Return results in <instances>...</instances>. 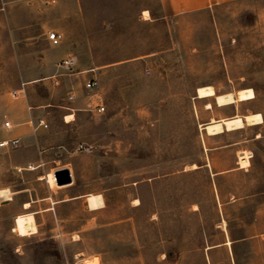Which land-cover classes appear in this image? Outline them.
<instances>
[{"label": "rangeland", "instance_id": "1", "mask_svg": "<svg viewBox=\"0 0 264 264\" xmlns=\"http://www.w3.org/2000/svg\"><path fill=\"white\" fill-rule=\"evenodd\" d=\"M207 86L254 98L219 107L197 98ZM20 100L52 107L37 110L47 128L0 148V264H264V0L170 16L160 0H0V137ZM62 106L84 110L64 125ZM236 113L263 122L198 127ZM41 157L42 174L28 165ZM62 166L71 183L37 180Z\"/></svg>", "mask_w": 264, "mask_h": 264}, {"label": "crops", "instance_id": "2", "mask_svg": "<svg viewBox=\"0 0 264 264\" xmlns=\"http://www.w3.org/2000/svg\"><path fill=\"white\" fill-rule=\"evenodd\" d=\"M236 1L237 0H160V7H161V10L164 13V15L170 16V15H175V14L190 13V12H194L196 10H200L203 8H209L210 4L217 5V4L231 3V2H236ZM144 12H148L149 18H143L141 16L142 14H144ZM139 13H140V15H138L137 20L144 21V22H147V21L151 22L152 21L151 20V13L147 9H142L139 11ZM71 63H72V65L70 67H67L68 71L74 70L75 63H73L72 61H71ZM89 71H92V69L86 70V71H76V72H68V73H72L71 75L76 76V78H78V76L80 74H83L84 72H89ZM56 77H57V75H54L51 78L55 79ZM86 81H88V80H85L82 83L81 82L79 83L82 89H85L84 84L86 83ZM15 92L17 93V96H18V92L17 91H15ZM67 98L71 101L75 100L77 98L76 92H75L73 87H71L70 90L67 92ZM92 98H93L92 95L89 96L86 110H88L89 112L94 114L92 109L95 107L96 103L94 102V100ZM47 107H52V105L46 104V105H38V106H26V110H25L23 101L22 100L18 101L15 104L13 114L11 115L12 120L10 122V126H11L10 128L16 127L18 129H15L10 134H6L3 137H0V142L1 141H11V140L17 139V140H19V145H20L23 138L25 137L26 132H27V127H23V126H29L33 132L37 131L39 128H47L48 124H47V121H46L44 114L42 112L41 113L37 112V110L46 109ZM60 108L62 110L68 111V113L62 114V116H61V120H62L64 125H69L72 122H74L75 118H77V116H78L77 113L84 110L81 108H76V107L74 108V107H70V106H62ZM68 116L71 117L69 120L66 119V117H68ZM40 122H42L46 127H44V125H39ZM199 125L200 124H198V127H199ZM19 127H23V128H19ZM29 127H28V130H29ZM211 137H213V136H211ZM28 165L34 167V171L39 169L40 174H42V173H44L45 168L48 165V162L44 161L43 158L41 157V158H38L37 162L30 163ZM64 167L65 166L58 167V168H56V167L52 168L50 172H52L54 175V173L56 171L65 169ZM50 172H48L45 175H40L37 177V180L45 181V183L48 185L49 189H50V186L47 182V179H43V178L47 177L50 174ZM26 190H24V191H26ZM13 194H15V193H12V195ZM50 199H51V196L45 198V200H50ZM28 202L32 204L34 201L31 200V201L23 202L22 206L24 205V203H28ZM55 203L56 202H53L52 204H55ZM23 210H25V209H23Z\"/></svg>", "mask_w": 264, "mask_h": 264}, {"label": "bare ground", "instance_id": "3", "mask_svg": "<svg viewBox=\"0 0 264 264\" xmlns=\"http://www.w3.org/2000/svg\"><path fill=\"white\" fill-rule=\"evenodd\" d=\"M146 16L149 18L148 12H144ZM215 90L211 86L207 87H199L196 89V94L197 98L203 99V98H208V97H215V102L216 105L221 107V106H227V105H237L241 101H247L251 100L254 98V93L252 90H240L236 92L235 94L233 93H228L224 95H216L214 93ZM205 108L207 110L211 109L210 104H206ZM71 117H66L67 120H69ZM263 122L262 116L260 114H250L247 116H240L238 113L233 115L231 118L228 119H220V120H211L207 124H200L199 129L202 131H206L209 135L210 134H220L222 133L225 129H230L233 127H244L245 125L253 126V125H259ZM248 156H242L240 157V163L241 167H246L248 163ZM196 166L193 165L191 168H195ZM48 183L51 184L52 187H54L57 183L55 181L53 173L47 176ZM136 204H138V201H135ZM28 204L25 205L27 207ZM221 227L223 231L226 232V223L223 220ZM226 246L230 247L231 242L227 240L225 243ZM93 264V263H89Z\"/></svg>", "mask_w": 264, "mask_h": 264}, {"label": "built area", "instance_id": "4", "mask_svg": "<svg viewBox=\"0 0 264 264\" xmlns=\"http://www.w3.org/2000/svg\"><path fill=\"white\" fill-rule=\"evenodd\" d=\"M39 1H41L45 5H53L58 0H39ZM47 40L51 43V45L56 46L60 43L61 35H59L58 33H55V32H51L47 35ZM61 64L69 66V67L72 65L71 61H63ZM84 87L86 90L92 91L97 87V82L95 81V79H90V80L86 81V83L84 84ZM13 96L14 97L17 96V93L14 92ZM92 111L94 113H97V114H103L105 111V107L102 104H97L92 109ZM39 125H44V124L42 122H40ZM4 126L6 128H10L11 127L10 122H5ZM44 127H46V126L44 125ZM18 144H19V140H17V139H14L11 141H1L0 142V148H5L8 146L17 147ZM93 149H94V147L92 145H87V144H79L77 146V151H81L84 153H91L93 151ZM29 168L31 170L34 169V167H29Z\"/></svg>", "mask_w": 264, "mask_h": 264}, {"label": "water", "instance_id": "5", "mask_svg": "<svg viewBox=\"0 0 264 264\" xmlns=\"http://www.w3.org/2000/svg\"><path fill=\"white\" fill-rule=\"evenodd\" d=\"M54 178L57 183V185L62 186L71 183V175L69 173V170L62 169L58 170L54 173Z\"/></svg>", "mask_w": 264, "mask_h": 264}]
</instances>
